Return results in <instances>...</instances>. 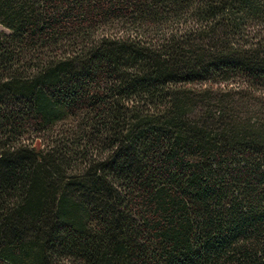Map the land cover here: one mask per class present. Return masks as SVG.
<instances>
[{
  "label": "trees",
  "instance_id": "obj_1",
  "mask_svg": "<svg viewBox=\"0 0 264 264\" xmlns=\"http://www.w3.org/2000/svg\"><path fill=\"white\" fill-rule=\"evenodd\" d=\"M0 28V264H264V95L233 98L264 0H0Z\"/></svg>",
  "mask_w": 264,
  "mask_h": 264
},
{
  "label": "rangeland",
  "instance_id": "obj_2",
  "mask_svg": "<svg viewBox=\"0 0 264 264\" xmlns=\"http://www.w3.org/2000/svg\"><path fill=\"white\" fill-rule=\"evenodd\" d=\"M1 31H5L3 28H0ZM213 86V89H215L216 87L219 88H223L225 89L224 91L228 90V89H236L237 86L238 87H243V81L238 79V78H231L228 81H224V82H220V83H216V84H211ZM253 92V93H252ZM252 92H244V90H242L241 92H239L240 94L238 95H231L233 96V98H235V100L244 97L245 100L246 98L251 102H259L260 96L264 95V90L261 89H254L252 90Z\"/></svg>",
  "mask_w": 264,
  "mask_h": 264
}]
</instances>
